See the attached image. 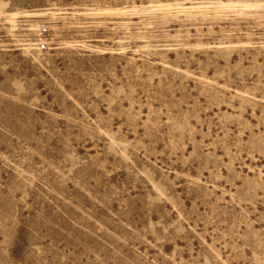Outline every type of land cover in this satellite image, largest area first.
Returning a JSON list of instances; mask_svg holds the SVG:
<instances>
[{"label": "rangeland", "instance_id": "374dc122", "mask_svg": "<svg viewBox=\"0 0 264 264\" xmlns=\"http://www.w3.org/2000/svg\"><path fill=\"white\" fill-rule=\"evenodd\" d=\"M0 264H264V0H0Z\"/></svg>", "mask_w": 264, "mask_h": 264}]
</instances>
